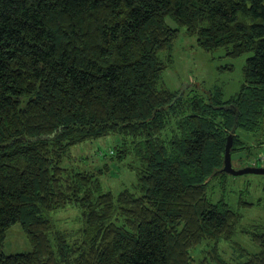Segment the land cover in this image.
I'll use <instances>...</instances> for the list:
<instances>
[{"label":"trees","instance_id":"trees-1","mask_svg":"<svg viewBox=\"0 0 264 264\" xmlns=\"http://www.w3.org/2000/svg\"><path fill=\"white\" fill-rule=\"evenodd\" d=\"M180 28L249 54L234 95L159 85ZM235 115L231 159L248 158L236 131L264 126V0H0V264H264V226L247 233L255 250L240 246L242 215L207 195ZM122 166L136 181L115 193L102 179ZM60 209L76 228L57 225ZM16 222L30 249L7 254Z\"/></svg>","mask_w":264,"mask_h":264},{"label":"rangeland","instance_id":"rangeland-1","mask_svg":"<svg viewBox=\"0 0 264 264\" xmlns=\"http://www.w3.org/2000/svg\"><path fill=\"white\" fill-rule=\"evenodd\" d=\"M169 23L175 26V23L168 19ZM171 61L163 70L159 80V85L170 89L171 91H182L191 88V93L203 94L207 90L219 88L222 91L224 99L234 95L239 89L243 79V66L248 57L247 54L238 57H230L225 54L224 48L213 51H206L199 47L194 36L185 33L184 28H180L177 38L169 51H164L161 56ZM236 133L251 144V154L243 159L232 156L234 167H241L247 163L253 165H264V162L251 160L264 154V145H257L258 137L264 138V126L256 134L246 133L242 129H237ZM110 138V139H109ZM113 136L100 138L98 140L87 141L85 144L73 147L75 158L80 154H91L104 150L112 146ZM100 148V149H98ZM244 153V152H243ZM255 156V157H254ZM94 160V157L91 158ZM119 177L111 179L105 175L103 184L106 188L113 189L117 193L123 187H129L131 182L136 181V170L122 166L115 172ZM207 195L212 201L220 199L226 201L233 209L242 215L237 232L234 236L235 242L240 246L255 250V246L247 233L255 230L257 226H264V174L245 173L240 175H231L228 173H218L211 177L207 184ZM250 205L242 206V203ZM57 225L64 228H76L78 223L74 220L75 211L72 209H60L54 212ZM30 244L24 233L20 222L12 224L7 230L2 250L4 253H15L27 251ZM221 254L229 261H236L239 258V252L235 250L229 242L220 244Z\"/></svg>","mask_w":264,"mask_h":264},{"label":"water","instance_id":"water-1","mask_svg":"<svg viewBox=\"0 0 264 264\" xmlns=\"http://www.w3.org/2000/svg\"><path fill=\"white\" fill-rule=\"evenodd\" d=\"M237 115H235L234 118V125L231 129V131L227 134L226 142H225V148H224V156L221 167L215 169L210 177L214 176L217 173H228L231 175H240L245 173H254V174H264V165H250L246 164L241 167H234L231 161V147L233 144V134L235 131V128L237 126L236 121Z\"/></svg>","mask_w":264,"mask_h":264},{"label":"built area","instance_id":"built-area-1","mask_svg":"<svg viewBox=\"0 0 264 264\" xmlns=\"http://www.w3.org/2000/svg\"><path fill=\"white\" fill-rule=\"evenodd\" d=\"M256 159L258 161H264V154L259 155Z\"/></svg>","mask_w":264,"mask_h":264}]
</instances>
